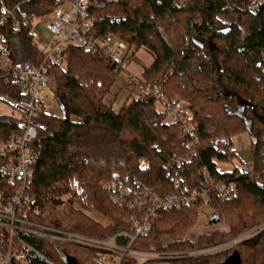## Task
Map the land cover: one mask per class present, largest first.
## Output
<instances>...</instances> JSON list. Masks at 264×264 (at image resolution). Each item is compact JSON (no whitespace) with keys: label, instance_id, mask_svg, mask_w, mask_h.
<instances>
[{"label":"trees","instance_id":"trees-1","mask_svg":"<svg viewBox=\"0 0 264 264\" xmlns=\"http://www.w3.org/2000/svg\"><path fill=\"white\" fill-rule=\"evenodd\" d=\"M249 2L118 0L91 10L99 34L118 37L131 48L152 54L153 62L139 79L142 89L150 86L168 99L188 102L199 146L190 161L177 166L173 157L186 151L187 140L182 126L157 109L158 98L140 92L115 110L104 101L119 76L109 57L81 46L66 47L65 64L51 66L50 84L67 117L43 115L45 130L34 142L40 156L34 166L31 203L49 211L46 223L98 238L131 232L129 213L113 203L101 182L134 176L156 192H171L175 184L169 172L176 169L189 190L206 186L199 176L206 170L215 181L234 182L236 193L226 199L213 196L206 213L198 204L162 212L152 220L150 232L137 241L140 245L194 249L237 238L264 223V11L250 10ZM5 4L11 8L19 4L21 11L40 17L60 2L0 0V12ZM230 19L238 22L229 32H221ZM4 31L17 63L41 60L43 54L29 27L15 31L9 24ZM0 94L21 96L1 67ZM20 130L16 116L0 115V139ZM244 132L253 135L251 165L220 170L219 164L237 157L233 139ZM142 158L149 160V167H139ZM87 210L107 215L112 225L102 226ZM212 212L227 221V229L189 238L198 214ZM25 241L44 256L31 254L16 264H63L54 243L36 237ZM64 248L76 264H92L94 250L71 243ZM234 254L240 264H264V230L232 248L179 264H223Z\"/></svg>","mask_w":264,"mask_h":264},{"label":"built area","instance_id":"built-area-1","mask_svg":"<svg viewBox=\"0 0 264 264\" xmlns=\"http://www.w3.org/2000/svg\"><path fill=\"white\" fill-rule=\"evenodd\" d=\"M58 1L60 4L53 12L40 17L21 11L19 4L14 8L2 5L0 12V67L8 71L9 77L21 92L20 97L0 94L3 101H10L14 105L21 125L18 133L0 139V264L23 262L31 254L44 256L25 241L26 237H36L54 243L62 257L66 254L64 244L67 243L92 249L95 251L92 264H179L184 259L232 248L264 230L262 223L237 238L194 249L147 248L140 245L137 241L150 232L152 220L162 212L198 204L200 211L206 213L213 196L226 199L236 193L234 182L215 181L206 170L199 172L206 186L189 190L182 181L179 169L169 172L175 184V189L171 192H156L134 176L102 183L104 191L113 203L129 213L131 232L119 231L107 238H98L46 223L49 211L31 203L34 166L40 156L34 142L39 133L45 130L42 116L52 113L53 104L46 93V89L51 87V66L55 63H65L63 51L66 47L81 46L94 54L109 57L114 70L127 75L125 79L130 86L132 98L139 97L140 92L153 93L158 98L167 119L182 126L183 136L187 140L186 151L173 157L177 166L190 161L199 146L195 126L189 119L190 105L184 101L168 99L156 88L146 86L142 89L139 79L131 76L127 69L129 53L134 48L118 37L99 34L94 26L95 18L91 10L103 8L106 4L116 3L118 0ZM248 7L252 11H264V0H250ZM41 20L46 23L42 24ZM9 24L15 31L23 27L30 28L34 43L43 54L40 61H15L9 38L4 31ZM41 25L49 35L48 39L39 30ZM149 164L148 159L139 160L140 168H147ZM249 166L245 164L244 168L248 169ZM74 205L78 207L75 203ZM92 217L102 225L109 224L111 220L97 212Z\"/></svg>","mask_w":264,"mask_h":264},{"label":"rangeland","instance_id":"rangeland-1","mask_svg":"<svg viewBox=\"0 0 264 264\" xmlns=\"http://www.w3.org/2000/svg\"><path fill=\"white\" fill-rule=\"evenodd\" d=\"M40 22L42 24L46 23L45 20H41ZM42 26L43 25L39 27V30L48 39L49 35H47L46 30H44ZM129 57L130 60L127 64L128 72L130 73L131 76H134L138 79L142 78V72L144 67L150 65L153 62L152 54L144 48H138V49H131L129 53ZM126 76L127 75H125L124 73L119 74L114 84L111 86L108 94L106 95V98L104 99V101L107 104L112 105L115 110H119L125 103H128L132 99V96L130 95V86L126 83V79H125ZM51 82L54 83L53 78ZM46 93L49 95V99L53 104L51 112L59 114L58 104L55 100V93L52 87H48L46 89ZM157 109L160 111H164V107L159 101H157ZM0 115H12L17 117L19 114L16 108L14 107V105L10 101H3L2 97H0ZM73 120L78 121L79 119L73 117ZM252 141H253V135L250 132H244L242 135L234 137L233 146L237 150V157H235L231 163L219 164V168L221 170H229L232 169L234 166L242 167L244 164L251 165L254 155V148L252 147ZM102 183L103 182H101V184ZM95 212L102 214L97 210H87L86 214L92 217L95 215ZM213 214H214L213 212L208 215L203 213L198 214L193 227L190 229L188 233L189 238L196 239L199 236V234L204 231L227 229L228 226L227 221L222 219L218 220V222H214L210 224V219ZM109 225H112V220H110L109 224H104L102 226L107 227ZM70 260L71 258L68 255H64V262Z\"/></svg>","mask_w":264,"mask_h":264},{"label":"water","instance_id":"water-1","mask_svg":"<svg viewBox=\"0 0 264 264\" xmlns=\"http://www.w3.org/2000/svg\"><path fill=\"white\" fill-rule=\"evenodd\" d=\"M231 23H228L227 22V25L225 27H223L222 29H220L221 32H229V27H230ZM56 100L58 102V105H59V108H60V112L62 114V116L64 118L67 117V113H66V110H65V105L64 103L62 102V100L59 98V97H56ZM219 220V217L217 215V213H214L212 216H211V219H210V224L214 223V222H218ZM67 255V254H65ZM70 257V256H69ZM71 258V257H70ZM64 259V257H63ZM65 264H76V262L73 260V258H71L70 261H67L65 262ZM223 264H240V261H239V258H238V255L237 254H234L232 255L230 258H228V260H226V262H224Z\"/></svg>","mask_w":264,"mask_h":264},{"label":"flooded vegetation","instance_id":"flooded-vegetation-1","mask_svg":"<svg viewBox=\"0 0 264 264\" xmlns=\"http://www.w3.org/2000/svg\"><path fill=\"white\" fill-rule=\"evenodd\" d=\"M228 23H231V25H233V24H235V23H237L238 21L237 20H235V19H230L229 21H227ZM230 25V26H231Z\"/></svg>","mask_w":264,"mask_h":264},{"label":"crops","instance_id":"crops-1","mask_svg":"<svg viewBox=\"0 0 264 264\" xmlns=\"http://www.w3.org/2000/svg\"><path fill=\"white\" fill-rule=\"evenodd\" d=\"M126 75V74H125ZM221 170V169H220Z\"/></svg>","mask_w":264,"mask_h":264}]
</instances>
